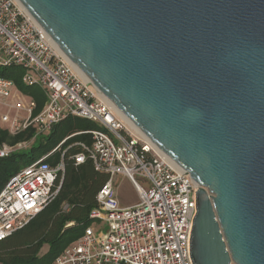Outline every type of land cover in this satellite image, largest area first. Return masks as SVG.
I'll list each match as a JSON object with an SVG mask.
<instances>
[{"label":"water","instance_id":"95a60500","mask_svg":"<svg viewBox=\"0 0 264 264\" xmlns=\"http://www.w3.org/2000/svg\"><path fill=\"white\" fill-rule=\"evenodd\" d=\"M199 190L193 264H264V0H19Z\"/></svg>","mask_w":264,"mask_h":264},{"label":"built area","instance_id":"2783aa9c","mask_svg":"<svg viewBox=\"0 0 264 264\" xmlns=\"http://www.w3.org/2000/svg\"><path fill=\"white\" fill-rule=\"evenodd\" d=\"M0 69L22 70V85L45 93L38 114L33 99L26 107H15L9 101L22 99L17 94L21 89L14 80L0 76V107L8 109L0 114V127L11 136L30 128L38 135L47 134L69 119L99 127L74 134L64 143L79 135L92 137L91 145L79 142L68 149H79L72 157L76 166L90 161L96 171L109 177L97 196L98 208L90 215L91 221H102L108 231L87 227L53 264H193L190 238L199 185L119 115L19 0H0ZM25 148V143L4 144L0 159ZM56 152L20 170L1 189L0 241L23 229L59 197L65 164L62 158L58 166H52ZM119 176L138 192L137 204L121 205L114 182Z\"/></svg>","mask_w":264,"mask_h":264},{"label":"trees","instance_id":"16d2710c","mask_svg":"<svg viewBox=\"0 0 264 264\" xmlns=\"http://www.w3.org/2000/svg\"><path fill=\"white\" fill-rule=\"evenodd\" d=\"M23 71L20 69H0V76L14 80L17 86L27 95L32 96L37 104L38 114L45 102L44 95L38 89L25 88L21 83ZM70 120L85 121L81 119ZM73 121V122H74ZM63 122V123H65ZM59 126V125H58ZM55 126L45 142L33 146L30 162L37 161L35 154L50 153L65 138L83 131H92L99 127L94 123H86L71 127L59 141L55 140ZM34 136V130L11 136L0 127V146L8 144L14 146L25 142ZM85 142L92 144L90 135H80L68 140L63 144L65 149L71 143ZM79 152L76 147L57 152L50 161L56 167L64 160L65 172L59 197L51 203L44 211L32 219L23 229L16 232L4 241H0V264H53L55 259L72 243L80 239L91 223L90 215L98 208L97 196L105 184L109 181L106 174L96 171L92 162L87 161L81 166H76L72 157ZM23 153L13 154L10 158L0 159V191L5 184L19 171V165ZM67 207V209H66ZM45 246L49 251L40 256Z\"/></svg>","mask_w":264,"mask_h":264},{"label":"rangeland","instance_id":"374dc122","mask_svg":"<svg viewBox=\"0 0 264 264\" xmlns=\"http://www.w3.org/2000/svg\"><path fill=\"white\" fill-rule=\"evenodd\" d=\"M25 88H32V89H38L42 92V94L44 95V98H45V93L42 89H40L39 87H27V86H24ZM22 91V90H21ZM19 90H17V94H19L21 97H23L22 99H12L11 101V104H13L15 107H26L28 106L29 104V101L30 99H33L35 100L32 96L30 95H27L25 94L23 91L21 92ZM36 101V100H35ZM8 112V109L7 108H1L0 107V114H5ZM15 111L11 112L10 113V116L13 117ZM23 114V113H22ZM82 120V119H81ZM74 120H70L69 122H65V123H61L59 124L57 130H56V137H55V140L56 141H59L66 133L70 132L68 131L71 127H76L77 125H81V124H84L86 123V121H74ZM8 126V125H5V127ZM2 129L4 126H2ZM30 130H34V136H32L29 140L25 141V142H22V143H25L27 145V148L23 149L22 151H20V153H23L24 156L22 157L21 159V164L18 166L20 170L26 168L27 166H29L31 164L29 158L33 155L32 154V147L33 146H37L39 145L41 142H45L46 139L49 137L50 133H47V134H39L38 135V131L35 129V128H30L28 131L26 132H29ZM25 132H22L20 134H23ZM68 138V137H67ZM65 138L56 148H54L52 151H56L57 152H60L62 151V153H64L66 150H68L69 147L73 146V143L69 144L65 149L64 146H63V143L64 141L67 139ZM8 145V144H7ZM51 151V152H52ZM56 152V153H57ZM19 153V152H18ZM36 156V159L39 160L43 157V153H37L35 154ZM138 180H142V179H138ZM142 184H145L143 181H141ZM115 188H116V185H115ZM116 193H117V188H116ZM89 226H92L94 227L99 233H106L108 231V227H106V225L102 222V221H91L90 225ZM49 251V247L48 246H45L44 249L42 250L40 256H44L45 254H47Z\"/></svg>","mask_w":264,"mask_h":264},{"label":"crops","instance_id":"0c3cea01","mask_svg":"<svg viewBox=\"0 0 264 264\" xmlns=\"http://www.w3.org/2000/svg\"><path fill=\"white\" fill-rule=\"evenodd\" d=\"M114 182L117 188V196L123 207H130L138 203V192L127 178L119 176L115 178Z\"/></svg>","mask_w":264,"mask_h":264},{"label":"bare ground","instance_id":"6f19581e","mask_svg":"<svg viewBox=\"0 0 264 264\" xmlns=\"http://www.w3.org/2000/svg\"><path fill=\"white\" fill-rule=\"evenodd\" d=\"M118 113L136 132L141 134V132L125 116H123L120 112Z\"/></svg>","mask_w":264,"mask_h":264}]
</instances>
